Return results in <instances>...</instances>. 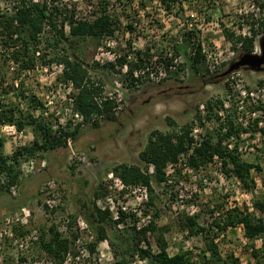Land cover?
I'll return each instance as SVG.
<instances>
[{
	"label": "rangeland",
	"instance_id": "rangeland-1",
	"mask_svg": "<svg viewBox=\"0 0 264 264\" xmlns=\"http://www.w3.org/2000/svg\"><path fill=\"white\" fill-rule=\"evenodd\" d=\"M8 1L0 0L2 10L9 9ZM142 1L105 0L103 6L99 5L100 0L54 2L61 8L57 21H61L64 16L72 20H93L100 15L101 7L105 6V13L115 22L112 35L97 39L78 38L75 42L70 39V48L67 49L73 51L86 67L89 78L101 86L99 90L113 91L115 83L121 84L122 108L113 112L114 119H106L105 116L94 121L89 119L82 126L75 125L67 115L61 121L63 124L59 121L63 116L61 110L65 107L62 95L67 88L66 86L63 89L62 85L67 83L60 78L58 64L52 57L58 54L56 52H65L62 44L54 53L53 48L42 42L34 51L33 67L28 70L19 69L20 65L12 66L9 58L5 62L3 57L0 58V72L5 75V81L0 80V105L13 106L22 114L51 128L57 136L62 135V140L70 137L80 144L74 158L70 157L64 142L63 147L37 150L32 155L23 153L18 156V160L27 159L29 156L43 159L46 167L33 176L19 179L15 193L10 188L9 192L0 191V264H51L35 244L40 230L55 224L59 231L65 232L68 221H74L73 227H77L78 216L88 224L89 208L95 204L96 198L105 194L107 174L114 173L112 168L119 163L136 164L144 168L139 153L145 148L151 131L166 132L191 121L194 124L193 129L199 128L198 131H192L197 137L201 138L202 129L198 127L201 123L204 124L203 130L206 128L210 131L214 120L204 119V103L208 99H222L226 109L230 108L231 102L236 105L237 117L244 129L239 135L238 152L243 160L261 166L264 164V136L258 131H251L256 126L254 121L257 119V127L264 125V82L260 84V80L264 78V70L254 72L240 69L229 80L215 78L211 81L206 61L202 59L195 65L196 71L183 61L174 72H170L157 83L143 79L137 83L129 81L126 84L130 77L116 62L112 68L109 66L112 62L105 59L107 57H102L103 64L95 60V56L101 51L121 56H131L138 51L145 61H150L152 56L167 52L184 35L193 32V46L189 51L192 52L196 43H199L200 49L204 46L216 54L221 51L222 58L227 60L217 70L221 73L238 56V51L225 38L223 28H230L236 34H249L248 24L245 23L246 20L251 21L248 15L252 12L255 17L263 16L264 10L260 13L254 0H181L169 11L162 7L160 0H144V5H141ZM130 24L134 27L133 31L127 27ZM63 33L68 36L67 21L63 25ZM261 35L255 37L254 51H259L258 39ZM242 89L244 93H241ZM49 100L52 101L50 104ZM202 109L204 112H201ZM197 112L200 113L201 122L195 118ZM169 120L176 125H170ZM93 122L98 125L93 126ZM76 126L78 134L73 136L70 132ZM24 129L30 141L23 147H28L35 137L33 123H29ZM13 148L12 140L0 131V154L11 156L15 152ZM147 171L153 174L150 166ZM172 171L171 167H166L168 176ZM252 176L256 182L254 193H262L264 171L258 173L253 169ZM50 180L54 181L52 191H58L60 196L54 213L44 211L41 204L46 194V190L44 194L41 189ZM101 183L103 194L95 197L94 193ZM171 184L172 186L164 187V184H158L153 178L154 206L145 203L142 207L143 213L149 216L151 222L164 228L163 233L171 255L183 250L199 253L203 248L200 235H190L187 230H182L181 214H198L199 224L206 226L212 218L222 220L225 211L233 206L246 205L252 208V192L245 190L235 177L226 176L218 158L206 168L197 171L183 167L180 175L172 178ZM0 185L4 186L1 181ZM0 188L4 190L3 187ZM14 202L16 204L13 207ZM18 204L19 207L16 206ZM22 207L29 213L24 225L14 220L16 216L23 217ZM108 218L114 222L109 216ZM113 224L107 229L109 238L127 241L132 228ZM13 227L28 228L30 231L20 236ZM88 228L92 237L78 230L80 241H75L77 255L75 258L70 257L64 264H114L115 257L108 238L97 244L92 256L88 253L86 244L93 240V230L89 225ZM217 240L223 256L232 253L238 258L237 264H255L249 256L250 242L245 238L243 228L239 229V225L228 227ZM154 241L151 237L152 248L156 249ZM253 243L259 247L262 241L258 238ZM114 245L118 246V242H114ZM129 260L131 261L128 264H150L147 259H141L137 255Z\"/></svg>",
	"mask_w": 264,
	"mask_h": 264
},
{
	"label": "trees",
	"instance_id": "trees-1",
	"mask_svg": "<svg viewBox=\"0 0 264 264\" xmlns=\"http://www.w3.org/2000/svg\"><path fill=\"white\" fill-rule=\"evenodd\" d=\"M104 1L100 0L99 5L103 6ZM254 1L261 13L264 10V2ZM54 2L55 0H43L42 2L9 0V9L2 10L0 8V58L3 57L4 62L6 58H9L20 65L19 69H29L33 67L34 51L42 42L53 48L54 53L56 52L55 49L62 44L65 52H56L58 54L54 55L52 59L63 65L60 78L64 81H71L77 89L74 99L75 109L87 120L90 119L91 114L101 112H104L106 119H114L115 115L110 112L112 107L110 102L104 103L103 110L97 106L94 95L100 88L95 86L89 78L86 67L77 58L76 54L67 49L70 48L68 46L70 39L75 42L78 38L91 37L97 39L105 35H112L115 22L109 14L105 13V6L101 7L100 15L93 20H72L64 16L61 21H57L58 15L61 14V8L56 6ZM143 2L144 0L141 5H144ZM180 2L181 0H160L166 11H169L175 4ZM254 15L251 12L248 15L251 21H245L248 24L249 34H236L230 28H223L225 38L238 51V56L246 52H254L255 37L258 34H264V15L257 17ZM65 21L68 24V36L63 33ZM58 25L60 26L58 27ZM127 27L133 31L134 27L131 24ZM239 28L241 29L242 26H239ZM47 34L50 36L48 37ZM193 36H195L193 32H190L184 35L179 43H174L172 45L174 53L187 56L188 49L193 46ZM238 44H240L239 48H236ZM194 48H196L195 56L193 60L187 58V62L188 66L195 70V65L202 61L203 56L199 43H196ZM136 54V61L127 62V74L132 83L135 81L132 76L133 70L145 66L140 52L137 51ZM125 62L124 56L116 60V64L120 67ZM109 66L114 68L115 64L110 63ZM4 76V72H0L1 81H5ZM209 77L211 81L215 78L212 74ZM263 82L264 78L260 80V84ZM10 87H12V84ZM237 109L232 102L230 108L226 109L222 99H208L204 103V119L208 121L213 119L214 126L210 131L206 128L203 130L204 124L201 123L198 126L202 129L199 141L194 142L193 136L190 135L194 127L193 121L166 132L153 130L149 134L145 148L139 153L144 168L136 164L119 163L112 170L125 184L146 185L148 188L147 205L154 206L153 178L158 184H164V187L172 186V178L178 177L183 167L197 171L206 168L214 161L216 156L221 163L222 172L226 176L235 177L245 190L252 192V208L246 205L243 207L233 206L225 211L222 220L212 218L206 226L199 224L198 214H181L180 226L182 230H187L190 235H200L203 248L200 249L199 253H194L192 250H183L171 255L168 252V244L163 233L164 228L158 227L153 221L140 230L132 228L133 231L127 241L115 237L109 238L107 229L111 228L114 225L113 223L116 222H111L108 218V212L97 209L93 203L87 216L88 225L93 230V240L86 244L88 253L92 256L95 253L97 244L108 238V243L112 247L115 257L114 264H128L131 261L129 258H133L135 255L141 259H147L150 264H237L238 258L232 253L222 255L217 239L228 227L242 225L243 234L250 242L248 244L249 256L255 264H264V191L260 194L254 193L256 182L252 176L253 169L258 173H263L264 164L261 166L243 160L238 152L239 135L244 129L242 122L238 120ZM199 114L197 112L195 118L201 122L202 118ZM29 119L31 122H29ZM258 122V119L254 121L256 126L251 128V131H258L261 136H264V125L257 127ZM3 123H14L19 129L33 123V131L35 132V137L30 146L15 151L11 156L0 154V176L6 173L8 178L4 186L0 185L4 188V190L0 188V191L9 192L10 186L19 180V170L17 169L19 155L23 153L32 155L37 150L63 147L64 140H62V135L57 136L51 128L42 122L31 119L28 115L22 114L13 106L0 105V125ZM169 124L176 125L172 120H169ZM92 125L97 126L98 123L93 122ZM77 127L70 132L71 135L76 136L78 134ZM72 146L75 150H78L80 144L75 143V140H73ZM190 149L191 152L186 157L185 166H177L179 156L188 153ZM168 164L176 165L173 166L174 169L169 176L166 174ZM150 165L153 166V174L147 171ZM102 194L103 187L101 183L94 196L98 197ZM15 204L16 202H14L13 207ZM41 204L44 211L48 213H54L57 210V207L48 208L44 202ZM19 205L16 206L19 207ZM59 207L61 208V206ZM121 215L123 216V213ZM74 224L72 220L67 222L65 232L59 231L55 224H50L45 230H40L35 244L38 245L39 251L45 254L51 264H64L70 257H76L75 241L79 238V229L73 227ZM13 228V230H17V234L20 236H24L30 231L28 228ZM148 231L155 240L157 249L154 252L147 240ZM66 233L67 235H65ZM258 238L262 241L259 247L253 243ZM114 242H118L117 248ZM142 242L146 244V247L142 245ZM120 246L123 247V250Z\"/></svg>",
	"mask_w": 264,
	"mask_h": 264
},
{
	"label": "built area",
	"instance_id": "built-area-1",
	"mask_svg": "<svg viewBox=\"0 0 264 264\" xmlns=\"http://www.w3.org/2000/svg\"><path fill=\"white\" fill-rule=\"evenodd\" d=\"M258 9V8H257ZM260 38V37H259ZM179 43V42H178ZM195 48L192 49V52H187V56H183L182 54H175L173 49H169L167 52H164L161 55H154L151 57V60L146 61L144 60L145 66L140 69H134L132 76L135 78V82H138V79L140 80H150L152 82H159L166 78L170 72H174L177 69V66L179 63H182L185 61L188 66L187 58L190 60H193V57L195 56ZM109 52H99L95 56V60L97 62H100L103 64L102 57L105 58L108 62L115 63L117 58L121 57L120 54H108ZM201 53L203 55V59H205L208 72L210 74H218L220 72H217L219 66L224 61H227L226 59L222 58V52L218 51L214 52L213 50H209L208 48H205L204 46H201ZM108 54V56H107ZM233 54V52H231ZM98 55H101L99 58ZM123 56L126 59V62L120 67V69L126 74L127 73V62L136 61L137 54L136 52L133 53L131 56L130 54H123ZM234 60V59H233ZM231 60V61H233ZM230 61V62H231ZM229 62V63H230ZM10 63L12 66H18L17 63H14L12 60H10ZM58 64V63H57ZM229 65V64H228ZM58 69L60 70L62 74L63 65L58 64ZM186 66V67H187ZM31 69V68H29ZM28 70V69H26ZM239 71V70H237ZM237 71H233L229 73L226 77L227 80L229 78H233V74ZM223 72V71H222ZM130 81L126 80V84ZM67 84L62 85V88L64 89L66 86V90L64 92L63 101L65 103V107L62 108L61 112L63 113V116L59 118V121L65 119V115L69 116L71 120L74 122L75 125H84L88 120L74 107V99L75 94L77 92V89L74 87L73 83L71 81H65ZM95 86H99L97 82H94ZM238 85V84H237ZM121 84L115 83V87L113 88V91H101L99 90L94 95V101L97 104V106L103 110L104 103L110 102L112 107L110 109V112H117L121 110L122 105V92L120 91ZM28 93L27 91L25 92ZM241 93H244V89L241 90ZM249 95L251 93H248ZM52 101L49 100L48 103L50 104ZM203 107V106H202ZM241 108V106H240ZM201 112H204L203 109ZM104 116V112L101 113H93L91 114L90 120L94 121L96 119H100ZM62 123V122H61ZM63 124V123H62ZM199 128H194L192 131H198ZM0 131L7 137H9L13 142V149L14 151H17L21 149L23 146L27 145L30 141L28 134L26 133V130L24 128L19 129L14 123H3L0 125ZM191 136L194 138V142H197L200 140L199 137H197V134L191 132ZM73 140L70 137H67L64 139V145L66 149L68 150V153L71 158H74L76 155V150L72 146ZM191 152V149L186 154H181L178 158L177 166L183 165L185 166L186 157ZM76 157V156H75ZM214 159H217L215 156ZM184 161V162H182ZM12 163V161H10ZM175 165V164H174ZM172 164H168L169 167L174 169ZM175 165V166H176ZM167 166V167H168ZM46 167V162L42 160H38L37 158H34V156H29L27 159L18 160L17 169L19 170V179L30 177L32 175H35L40 170L44 169ZM153 166L150 165V169L152 170ZM0 181L5 184V182L8 181L6 173L2 174L0 176ZM107 186H106V192L103 196H100L96 198L95 200V207L101 211H107L109 217L116 222V226L120 227L121 224L124 226H129L130 228H133L134 230H140L143 227H146L149 225L151 220L149 219L148 215H145L142 211V207L145 203H147L148 200V188L144 184H125L120 177H118L113 172H109L107 174ZM16 184L10 186V190L12 193L16 192ZM18 188V186H17ZM54 189V181L50 180L45 182V186L41 189V193H44V190H46L44 203L47 205L48 208H54L57 207L60 196L58 191L53 192ZM123 213V216L121 215ZM21 214H23L22 218H19L16 216L14 218L15 222L19 221L20 224L24 225L27 223L26 216L29 215L27 212V209L22 207L21 208ZM9 222V219L7 218L6 223ZM69 222V221H68ZM76 224L80 232H86L88 234V237H92V234L90 232V229L88 228V224L80 217L78 216L76 219ZM243 226L239 225V229H242ZM151 237L154 239V237L150 234V232H147V240L149 241L151 248L152 244L150 242ZM80 238H77L76 242H79ZM155 242V241H154ZM142 245L146 247V244L142 242ZM19 246H22V243L19 244ZM156 246V245H155ZM157 249V248H156ZM155 248H152V251L154 252L156 250Z\"/></svg>",
	"mask_w": 264,
	"mask_h": 264
},
{
	"label": "water",
	"instance_id": "water-1",
	"mask_svg": "<svg viewBox=\"0 0 264 264\" xmlns=\"http://www.w3.org/2000/svg\"><path fill=\"white\" fill-rule=\"evenodd\" d=\"M259 51L246 52L237 56L236 59L231 61L228 67L216 75V78H224L229 73L240 69H247L254 72H260L264 70V34L258 39Z\"/></svg>",
	"mask_w": 264,
	"mask_h": 264
},
{
	"label": "flooded vegetation",
	"instance_id": "flooded-vegetation-1",
	"mask_svg": "<svg viewBox=\"0 0 264 264\" xmlns=\"http://www.w3.org/2000/svg\"><path fill=\"white\" fill-rule=\"evenodd\" d=\"M217 75H218V74H217ZM213 76L215 77V76H216V74H213ZM209 78H210V77H209ZM215 78H216V77H215ZM215 78H214V79H215ZM214 79H213V80H214ZM32 176H33V175H32Z\"/></svg>",
	"mask_w": 264,
	"mask_h": 264
}]
</instances>
